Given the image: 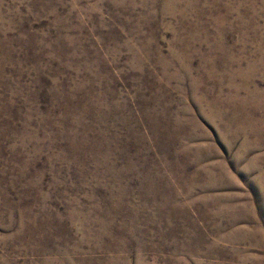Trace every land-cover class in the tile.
I'll use <instances>...</instances> for the list:
<instances>
[{
	"label": "rangeland",
	"instance_id": "rangeland-1",
	"mask_svg": "<svg viewBox=\"0 0 264 264\" xmlns=\"http://www.w3.org/2000/svg\"><path fill=\"white\" fill-rule=\"evenodd\" d=\"M0 264H264V0H0Z\"/></svg>",
	"mask_w": 264,
	"mask_h": 264
}]
</instances>
